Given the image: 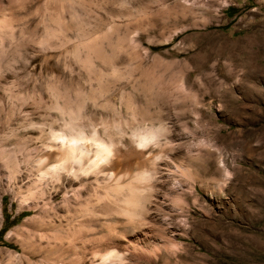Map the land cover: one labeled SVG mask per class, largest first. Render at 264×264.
<instances>
[{
    "label": "rangeland",
    "instance_id": "374dc122",
    "mask_svg": "<svg viewBox=\"0 0 264 264\" xmlns=\"http://www.w3.org/2000/svg\"><path fill=\"white\" fill-rule=\"evenodd\" d=\"M0 264H264V0H0Z\"/></svg>",
    "mask_w": 264,
    "mask_h": 264
},
{
    "label": "bare ground",
    "instance_id": "6f19581e",
    "mask_svg": "<svg viewBox=\"0 0 264 264\" xmlns=\"http://www.w3.org/2000/svg\"><path fill=\"white\" fill-rule=\"evenodd\" d=\"M74 140V139H73ZM76 140V139H75ZM142 141H145V143H146V139H143ZM139 143V142H138ZM142 143V142H141ZM145 145V144H144ZM82 150V146H80L76 141H73V142H71V143H69V154H75L76 152H80ZM99 150H100V148H99ZM109 151L108 150H106V149H104L103 148V150H100V151H98V153L101 155V156H103V155H105V154H107ZM109 154V153H108ZM107 154V155H108ZM106 155V156H107ZM72 156V155H71ZM99 156V155H98ZM75 157V156H74ZM72 158V157H71ZM100 158H102V157H100Z\"/></svg>",
    "mask_w": 264,
    "mask_h": 264
}]
</instances>
